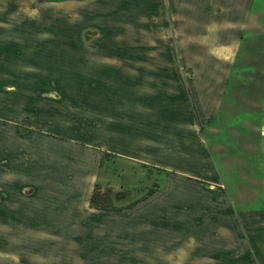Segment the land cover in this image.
<instances>
[{
    "label": "crops",
    "instance_id": "0c3cea01",
    "mask_svg": "<svg viewBox=\"0 0 264 264\" xmlns=\"http://www.w3.org/2000/svg\"><path fill=\"white\" fill-rule=\"evenodd\" d=\"M6 1L0 264H264V207H237L203 134L233 67L264 56V0ZM61 2L84 12L64 51ZM191 65L211 69L188 87ZM105 152L164 169L159 189L91 207Z\"/></svg>",
    "mask_w": 264,
    "mask_h": 264
},
{
    "label": "rangeland",
    "instance_id": "374dc122",
    "mask_svg": "<svg viewBox=\"0 0 264 264\" xmlns=\"http://www.w3.org/2000/svg\"><path fill=\"white\" fill-rule=\"evenodd\" d=\"M40 4L39 0H35L32 5L25 1L20 9L30 10ZM70 5L67 2L53 4L59 11L57 22L60 25L63 45L61 49L66 48L67 38L70 36L66 32L69 17L72 20L75 17L78 24L84 13L79 7L74 13L75 10ZM8 7V1L0 0L2 26H9L11 22L10 18L4 17V10ZM73 13L75 15H72ZM68 41L71 42L69 39ZM75 42L78 61L83 56V49L80 47V44L85 42L83 31L81 34L77 31ZM258 51L256 48V54ZM261 57L241 58L233 67L231 80L217 100L220 108L216 119L212 124L205 125L203 130L207 149L216 161L221 184L239 209L264 207V56ZM181 68V74L189 87L188 80L195 79L197 71L206 73L211 66L191 65ZM205 84L209 83L201 84L198 81V89ZM203 95L204 103L211 102L212 92ZM161 181L159 172L112 157L105 160L97 185L100 191L110 194V202L118 208L134 202L148 188ZM116 193L121 194L115 197Z\"/></svg>",
    "mask_w": 264,
    "mask_h": 264
},
{
    "label": "trees",
    "instance_id": "16d2710c",
    "mask_svg": "<svg viewBox=\"0 0 264 264\" xmlns=\"http://www.w3.org/2000/svg\"><path fill=\"white\" fill-rule=\"evenodd\" d=\"M111 157H113V156L110 153L105 152L103 155L102 165H104V162L106 159H109ZM157 170L160 174L165 171L164 169H159V168H157ZM159 187H160V182H157L156 185L152 186L150 189L148 188V190L144 193V195L141 198L135 200L134 202L129 203L127 206L117 208V207L113 206V204L110 202L111 201L110 194L100 191L99 186L96 185L95 190L91 196L90 205H91V207H94L97 209H118V210H121L124 208H129V207L134 206L135 204H137L141 200L148 198L156 190H158ZM120 194L121 193H116L115 197H118V195H120Z\"/></svg>",
    "mask_w": 264,
    "mask_h": 264
},
{
    "label": "water",
    "instance_id": "95a60500",
    "mask_svg": "<svg viewBox=\"0 0 264 264\" xmlns=\"http://www.w3.org/2000/svg\"><path fill=\"white\" fill-rule=\"evenodd\" d=\"M42 1V0H40ZM47 1H65V0H47Z\"/></svg>",
    "mask_w": 264,
    "mask_h": 264
}]
</instances>
